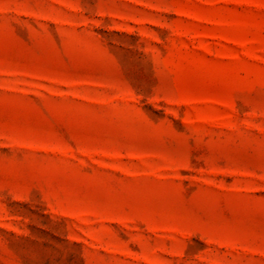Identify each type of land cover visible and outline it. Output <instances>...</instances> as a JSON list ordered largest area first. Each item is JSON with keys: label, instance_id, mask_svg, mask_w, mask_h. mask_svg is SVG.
<instances>
[{"label": "rangeland", "instance_id": "1", "mask_svg": "<svg viewBox=\"0 0 264 264\" xmlns=\"http://www.w3.org/2000/svg\"><path fill=\"white\" fill-rule=\"evenodd\" d=\"M0 264H264V0H0Z\"/></svg>", "mask_w": 264, "mask_h": 264}]
</instances>
